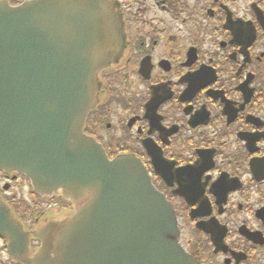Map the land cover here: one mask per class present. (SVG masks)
<instances>
[{"label": "flooded vegetation", "instance_id": "1", "mask_svg": "<svg viewBox=\"0 0 264 264\" xmlns=\"http://www.w3.org/2000/svg\"><path fill=\"white\" fill-rule=\"evenodd\" d=\"M115 1L126 49L98 76L85 132L110 157L142 160L174 206L179 243L199 264H264V0ZM207 89L218 92L211 99ZM206 108L227 138L202 137L207 147L183 156L179 130L207 122ZM8 258L0 245V264Z\"/></svg>", "mask_w": 264, "mask_h": 264}, {"label": "water", "instance_id": "2", "mask_svg": "<svg viewBox=\"0 0 264 264\" xmlns=\"http://www.w3.org/2000/svg\"><path fill=\"white\" fill-rule=\"evenodd\" d=\"M124 46L108 0L0 2V169L76 205L73 217L39 229L43 245L29 264H195L178 248L173 210L142 163L109 160L83 133L97 74ZM0 212L8 221L0 234L25 261L20 226L1 204Z\"/></svg>", "mask_w": 264, "mask_h": 264}, {"label": "rangeland", "instance_id": "3", "mask_svg": "<svg viewBox=\"0 0 264 264\" xmlns=\"http://www.w3.org/2000/svg\"><path fill=\"white\" fill-rule=\"evenodd\" d=\"M30 193L31 192H29V189L27 187H25L24 190H20L19 195H22L23 197L29 198L31 196Z\"/></svg>", "mask_w": 264, "mask_h": 264}]
</instances>
